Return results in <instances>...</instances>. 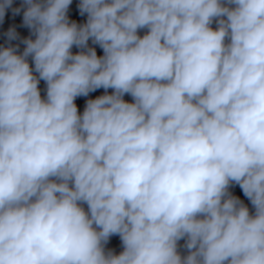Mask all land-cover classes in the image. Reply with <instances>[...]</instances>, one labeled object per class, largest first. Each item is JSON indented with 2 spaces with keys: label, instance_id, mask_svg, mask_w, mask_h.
I'll list each match as a JSON object with an SVG mask.
<instances>
[{
  "label": "clouds",
  "instance_id": "9594fccd",
  "mask_svg": "<svg viewBox=\"0 0 264 264\" xmlns=\"http://www.w3.org/2000/svg\"><path fill=\"white\" fill-rule=\"evenodd\" d=\"M72 4L0 0V264H264V0Z\"/></svg>",
  "mask_w": 264,
  "mask_h": 264
},
{
  "label": "water",
  "instance_id": "95a60500",
  "mask_svg": "<svg viewBox=\"0 0 264 264\" xmlns=\"http://www.w3.org/2000/svg\"><path fill=\"white\" fill-rule=\"evenodd\" d=\"M79 0H73V4L70 8V17L73 19H76L77 22H83L86 17H81L79 16L78 10L76 9V5L78 4ZM21 3V0H14V6H19V4ZM22 24V13L21 15H17L15 17L12 16L11 11L9 10L8 13L5 16L4 22L3 24H0V44H4L5 43V37L3 35L4 32L7 31V29L9 28V26L11 25H16L17 26V31L20 34L21 37H27L29 35V30L25 27H21ZM141 34H143V32H141ZM16 43V42H14ZM23 48V45H21V49ZM73 51L75 52L76 49L74 48ZM97 52L98 55L102 54V50L99 49V47L97 46ZM40 87L42 89V95H43V89H44V82L41 81ZM103 89L98 90L95 93L90 94L92 97H95L96 95L102 94ZM84 99L86 98H78L77 100V104L78 107L80 108V110H83V104H84ZM125 99L131 100V97L126 96ZM233 192L234 194L240 196V198L242 200H244V202L246 204H249V207L251 208L250 202L247 200L246 197L243 196V193L241 192V190L239 189V186H236L233 188ZM181 243H183V241H181ZM109 247H112L115 249V251L117 253H119V251H121V247H120V242H119V237H113L110 242H109Z\"/></svg>",
  "mask_w": 264,
  "mask_h": 264
}]
</instances>
